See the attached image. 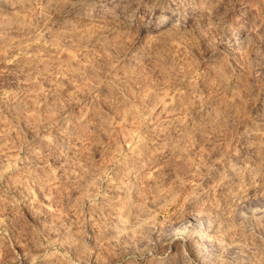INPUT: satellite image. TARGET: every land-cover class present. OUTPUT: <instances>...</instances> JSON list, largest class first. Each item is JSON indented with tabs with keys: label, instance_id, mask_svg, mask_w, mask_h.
Returning a JSON list of instances; mask_svg holds the SVG:
<instances>
[{
	"label": "rangeland",
	"instance_id": "obj_1",
	"mask_svg": "<svg viewBox=\"0 0 264 264\" xmlns=\"http://www.w3.org/2000/svg\"><path fill=\"white\" fill-rule=\"evenodd\" d=\"M0 264H264V0H0Z\"/></svg>",
	"mask_w": 264,
	"mask_h": 264
},
{
	"label": "bare ground",
	"instance_id": "obj_2",
	"mask_svg": "<svg viewBox=\"0 0 264 264\" xmlns=\"http://www.w3.org/2000/svg\"><path fill=\"white\" fill-rule=\"evenodd\" d=\"M177 23V22H176ZM179 23V22H178ZM178 24H174L173 26L172 25H170V26H168L167 27V29H172V28H174L175 26H177ZM261 35L262 34H260L259 32L258 33H256V34H254L253 36H251V38L252 39H258V38H260L261 37Z\"/></svg>",
	"mask_w": 264,
	"mask_h": 264
}]
</instances>
